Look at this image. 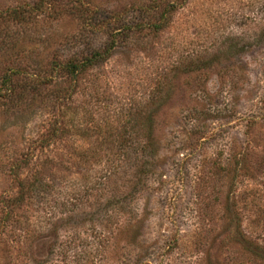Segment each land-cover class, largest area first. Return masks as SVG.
<instances>
[{"label": "rangeland", "instance_id": "obj_1", "mask_svg": "<svg viewBox=\"0 0 264 264\" xmlns=\"http://www.w3.org/2000/svg\"><path fill=\"white\" fill-rule=\"evenodd\" d=\"M162 1L0 0L38 8L0 19V264H264V0ZM144 10L168 27L53 72Z\"/></svg>", "mask_w": 264, "mask_h": 264}, {"label": "trees", "instance_id": "obj_2", "mask_svg": "<svg viewBox=\"0 0 264 264\" xmlns=\"http://www.w3.org/2000/svg\"><path fill=\"white\" fill-rule=\"evenodd\" d=\"M162 3L166 4L167 2L163 0ZM176 4V0L171 1L168 3V7L174 8ZM37 10L38 8L36 5L28 7L18 6L16 8H8L5 11H0V19H4L7 24L15 22L25 23L30 20L32 15ZM148 13V10H144L143 13H139L140 17L143 18V20H140L141 22L139 23L132 22L127 24L124 22L121 23V21H117V23H103L102 30L104 32L107 31V34H109L108 37L112 38L109 47H96L95 50L91 52L71 56L70 58L64 60V62H55L53 72H55L56 75H62V78L65 79L66 82L70 81L72 85H75L79 77L88 69L94 68L97 65H100L103 61L108 60L112 56V52L117 48V46H119L122 41L130 44V38L132 39V37L136 34H143L144 32H147L148 35H157L159 33H162L168 27L167 20L164 19L165 17L162 16L160 17V19L149 20L148 18L150 17V15H148ZM91 27L98 29L101 27V24H98L97 22L92 23ZM126 34L127 36L123 38ZM2 84L3 85L0 87V95L2 94L1 98L6 97L8 92L13 93L14 88L12 87L13 84L10 74L5 77ZM64 92H66V97L64 96L65 98L73 96L69 92V89H66ZM61 130L62 128L60 124H58V122L56 121L45 136V140H42V144H44L46 141L49 142L50 140H56L59 137ZM31 188L33 190H36V183L32 184ZM24 189L25 185L23 184L22 190ZM24 197L25 196L22 194L14 201L10 199L2 200L1 202L3 204L4 212L9 214L11 208L19 206L22 202L25 201Z\"/></svg>", "mask_w": 264, "mask_h": 264}]
</instances>
